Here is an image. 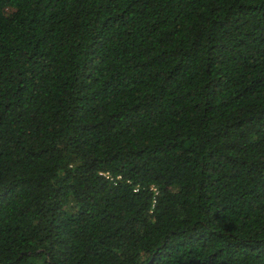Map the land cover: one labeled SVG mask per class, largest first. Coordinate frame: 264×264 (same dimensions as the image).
Returning a JSON list of instances; mask_svg holds the SVG:
<instances>
[{
    "label": "trees",
    "instance_id": "obj_1",
    "mask_svg": "<svg viewBox=\"0 0 264 264\" xmlns=\"http://www.w3.org/2000/svg\"><path fill=\"white\" fill-rule=\"evenodd\" d=\"M0 264H264V0H0Z\"/></svg>",
    "mask_w": 264,
    "mask_h": 264
},
{
    "label": "built area",
    "instance_id": "obj_2",
    "mask_svg": "<svg viewBox=\"0 0 264 264\" xmlns=\"http://www.w3.org/2000/svg\"><path fill=\"white\" fill-rule=\"evenodd\" d=\"M109 177V175H107Z\"/></svg>",
    "mask_w": 264,
    "mask_h": 264
}]
</instances>
